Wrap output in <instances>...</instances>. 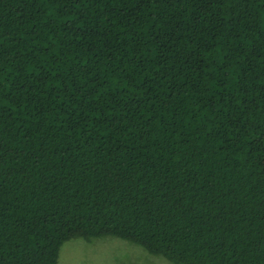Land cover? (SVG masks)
<instances>
[{
	"label": "trees",
	"instance_id": "trees-1",
	"mask_svg": "<svg viewBox=\"0 0 264 264\" xmlns=\"http://www.w3.org/2000/svg\"><path fill=\"white\" fill-rule=\"evenodd\" d=\"M105 238L264 264V0H0V264Z\"/></svg>",
	"mask_w": 264,
	"mask_h": 264
},
{
	"label": "rangeland",
	"instance_id": "rangeland-1",
	"mask_svg": "<svg viewBox=\"0 0 264 264\" xmlns=\"http://www.w3.org/2000/svg\"><path fill=\"white\" fill-rule=\"evenodd\" d=\"M57 264H170L127 242L105 238L86 243L70 240L62 245Z\"/></svg>",
	"mask_w": 264,
	"mask_h": 264
}]
</instances>
